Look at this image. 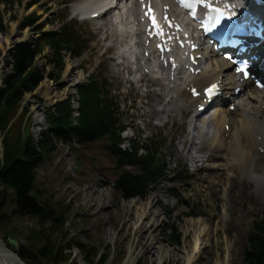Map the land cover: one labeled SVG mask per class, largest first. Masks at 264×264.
<instances>
[{"label":"rangeland","instance_id":"rangeland-1","mask_svg":"<svg viewBox=\"0 0 264 264\" xmlns=\"http://www.w3.org/2000/svg\"><path fill=\"white\" fill-rule=\"evenodd\" d=\"M35 1L21 0L18 6L14 5L3 14L0 81L11 71L12 46L34 38L32 31L22 30L19 23L31 12L26 11V4ZM53 1L41 0L32 10L43 18L51 10L52 15L47 20L56 21L64 12H57L62 6H56ZM79 28L91 38L87 36V28ZM100 53L93 43L90 52L85 54L87 59L74 62L66 58V69L59 74V80H43L34 92L24 96L15 113L0 108L1 166L7 168L16 158L23 157L22 148L27 138L32 148L37 146L43 132L48 129L45 106L75 91L87 74L81 64L87 72L109 77L105 66L108 62L99 58ZM73 64L68 70V65ZM36 65L54 73L53 76L57 75L46 58H38ZM113 80L115 83L109 87L111 90L119 88L114 95L123 120L131 124L133 116L137 115L135 129L141 132V137L151 138L156 143L163 142L161 152L168 154L167 140L174 128L170 132L166 126L157 129L153 124H147L149 119L161 117L155 114L159 106H152L154 112H151L150 104L137 100V89L124 83L122 77L113 76ZM151 104L155 105V101L152 100ZM146 107L149 114L143 121L140 111ZM54 141L51 149L42 152L39 164L33 170L31 195L41 209V216L20 214L15 207L13 190L0 182V242L8 249L11 250L7 239H16L20 243L17 254L35 255L37 262H31L33 264H185L188 256L194 257L192 264H226L227 261L229 264H245L247 238L254 233L253 224L264 217V199L260 189L254 192L255 200L238 198L235 193L232 198L235 202L225 204L220 202L222 192L214 190L210 194L201 188L198 192L189 191L191 186H196L193 177L198 174L188 168L186 154L181 153L178 157L174 152V158H167L166 165L169 170H176L177 165L174 164L179 160L186 170L182 174L184 181L174 179L179 173L178 168L167 180L151 187L145 196L125 198L112 187L118 169L114 159L103 148L104 140L88 145ZM141 207H145L146 216L142 215ZM167 210H173L171 217L166 216ZM189 222L193 224L191 230ZM169 226H174L177 231L168 230ZM202 229L204 232L195 252L194 237L198 236L194 235ZM173 236L180 238L173 240Z\"/></svg>","mask_w":264,"mask_h":264},{"label":"trees","instance_id":"trees-1","mask_svg":"<svg viewBox=\"0 0 264 264\" xmlns=\"http://www.w3.org/2000/svg\"><path fill=\"white\" fill-rule=\"evenodd\" d=\"M1 23V22H0ZM2 26H0V30ZM45 44L49 45L51 55L47 56L48 64L53 65L57 75L49 73L46 76L51 80H58L59 74L64 67L62 50L69 43L59 38V34H43L34 47L23 46L17 48L11 63V71L2 78L0 87V108L11 110L15 113L25 94L35 91L40 82L45 78V68L34 66L36 57L42 53ZM53 70V71H54ZM95 84L90 83L79 90L80 93V117L76 126H70L71 107L68 100L56 103L46 109L48 129L43 132L41 140L35 148H32L28 138L24 140L22 158H16L13 163L4 168L0 163V182L13 190L16 210L22 215L41 216V209L33 199V170L39 164L42 152L52 148L54 140L64 142L75 141L85 144L97 139L107 137L116 144V123L114 112L107 98L101 97L96 90ZM27 110H23L26 112ZM24 130V129H22ZM55 142V141H54ZM133 156L120 157L123 163L135 160L136 150ZM137 158V157H136ZM141 161L134 163L140 167L139 173H124L115 182L125 198L142 197L148 188L154 170L151 168L153 157L146 155L138 158ZM264 221L254 224V233L248 237V248L244 254L245 264H264ZM180 236H173V240H179ZM28 253V252H27ZM22 254L27 264L37 262L35 255ZM28 259V260H27Z\"/></svg>","mask_w":264,"mask_h":264},{"label":"bare ground","instance_id":"bare-ground-1","mask_svg":"<svg viewBox=\"0 0 264 264\" xmlns=\"http://www.w3.org/2000/svg\"><path fill=\"white\" fill-rule=\"evenodd\" d=\"M219 69L215 70L209 75V78H206V81L212 80H217L219 76L221 75H226V64L223 62H219ZM68 69H70V66H68ZM207 71H204L202 77H196V81L200 83H204V78L205 74ZM258 94V93H256ZM186 102L188 103V96L187 94H184L182 96ZM252 101V107L253 109L255 108V111L257 109V106L262 104L264 102V94L262 96H256L254 98H251ZM200 102V101H199ZM198 102V103H199ZM167 104V103H166ZM165 104V105H166ZM197 104V103H196ZM161 111L163 113L167 112L166 107H162ZM260 112H264V105L260 106L259 108ZM244 111L241 112H226L223 113V120L220 122V124L224 127L225 120L228 118V125H229V130H228V137L225 139L220 140L218 144L215 145L214 140L209 141L207 143H211L207 145L208 149H211L214 155L208 156L206 159H213V158H218L220 160L219 166L222 167L223 171L220 173L219 171H216L217 165L215 167H212L209 169L210 176L207 180L200 181L198 185H204L207 191L209 188H213L215 186H222L225 184V182L228 184V187H225V194H223L222 199H220V202L225 203H233L235 202L232 198L234 197V193L238 192V198L245 199V200H255L254 198V191L250 192L248 191L250 187H254V183L260 187L261 191H264V157L261 156L259 157L260 161L257 163V165L254 167V169H247L246 162L249 160L250 155L252 154V149H253V141L252 139L255 138L258 134V121L257 118H254V125L252 123H247L243 120L244 118ZM213 118L215 115L212 116ZM218 126V125H217ZM215 131L219 132V129L215 127ZM226 132V131H225ZM245 132V133H244ZM203 140L201 139L199 143H202ZM201 149V145L198 147V150ZM192 162L194 165L200 164L203 159L198 158L196 156L191 158ZM227 169L230 172V175L227 174ZM218 170V169H217ZM208 175L205 173L202 178H206ZM231 177V178H230ZM214 180V181H213ZM225 180V182L223 181ZM213 181V182H212ZM211 182L213 185L211 187ZM222 188V187H221ZM187 200H190V198H187ZM158 203V202H157ZM148 205V203H147ZM142 208V215L146 216V210L144 209L145 207ZM199 221V220H197ZM196 221V222H197ZM193 221L192 223H194ZM236 222V221H235ZM192 223H188V227L191 230V227L193 226ZM171 230V229H168ZM194 229H192L193 231ZM173 231V230H171ZM204 229L200 231L199 234H195L194 236V251L196 252L198 250V245H199V238L200 235L203 234ZM202 236V235H201ZM194 257L193 256H188L186 259L185 264H192L194 262ZM0 263L1 264H14L12 261L7 260L3 257H0ZM219 264V263H217ZM226 264H229L228 261Z\"/></svg>","mask_w":264,"mask_h":264},{"label":"snow or ice","instance_id":"snow-or-ice-1","mask_svg":"<svg viewBox=\"0 0 264 264\" xmlns=\"http://www.w3.org/2000/svg\"><path fill=\"white\" fill-rule=\"evenodd\" d=\"M179 2L185 6V7H193V5L191 3H187L186 0H179ZM195 3L196 4H201L203 3L205 7H208V8H211V5L210 4H207L206 3V0H195ZM214 12L217 13V15L211 20V21H208L206 20L204 23H205V30H211V28H214L216 27L218 24H220L221 20L225 19V13L222 9L220 8H215V9H212ZM193 16H195V9L193 8ZM227 19H231V17H227ZM152 25L153 27H155L157 29V35L160 34V31H159V28L160 26L156 23V20H155V17L153 16L152 17ZM169 26L171 27V24L169 23ZM245 68H246V65L241 68V69H238L240 71H244L245 72V75H247L246 71H245ZM215 90V86H213L212 88H209L207 89V92L209 95H211L213 93V91ZM193 93H195V90H193Z\"/></svg>","mask_w":264,"mask_h":264},{"label":"water","instance_id":"water-1","mask_svg":"<svg viewBox=\"0 0 264 264\" xmlns=\"http://www.w3.org/2000/svg\"><path fill=\"white\" fill-rule=\"evenodd\" d=\"M7 241L11 250L8 249L3 242H0V257L10 260L14 264H26L17 254L19 251L20 243L16 239L10 237L7 239Z\"/></svg>","mask_w":264,"mask_h":264}]
</instances>
